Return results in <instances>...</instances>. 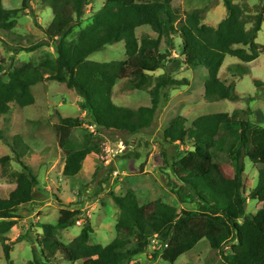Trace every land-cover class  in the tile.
Wrapping results in <instances>:
<instances>
[{"label": "trees", "instance_id": "obj_1", "mask_svg": "<svg viewBox=\"0 0 264 264\" xmlns=\"http://www.w3.org/2000/svg\"><path fill=\"white\" fill-rule=\"evenodd\" d=\"M91 0H54V18L45 31L53 44L57 58H47L38 65L22 63L4 79V65L0 62V117L11 112V104L20 107L35 103L32 87L52 80L63 83L82 99L80 108L85 117H62L55 125L59 147L65 155L63 175L75 178L83 169L90 154H101L105 132L136 135L151 128L157 118L168 90L190 84L178 79L177 74L186 67H205L209 78L205 83V96L211 100L238 101L235 82L227 84L219 77L228 56L250 65L259 58L260 45L256 42L264 25V15L252 19L234 0H224L228 17L218 27L203 24L209 6L193 10L183 18L175 0H106L93 15L91 23L80 32L77 42L67 38L82 21ZM32 0H23L22 8L7 10L0 0V30H15L19 14L31 9ZM251 24V28L247 26ZM148 26L157 35L138 38L137 30ZM180 39V54L174 56L176 39ZM41 42L28 49L34 51L51 43ZM125 42L126 61L100 63L89 57L107 45ZM163 43L166 44L163 49ZM17 53V52H16ZM241 67L236 73L243 79L251 69ZM159 70L164 73L155 76ZM50 72L51 74H48ZM129 79L135 90L148 91L151 104L133 110L118 106L113 101L118 81ZM257 87L263 83L255 81ZM249 100H254L250 97ZM256 115V121L250 117ZM88 124V132L80 140L74 131ZM184 117L175 118L165 131L171 144L191 145L193 150L180 157L175 174L182 182L175 190L182 204L188 201L197 209H182L157 200L139 206L134 191L124 197L114 196L121 210L117 224V238L107 246L91 245L93 227L86 222L81 234L72 243L58 239L60 231L77 224L80 211L63 208L56 225L43 226L44 248L34 249V258L28 264H53L60 256L75 264H129L139 255L142 247L158 235L162 259L174 264L181 256L192 251L201 241L207 240L214 251H224L226 264H264V211L256 215L247 213L245 159L258 167V183L250 194L251 199L264 204V114L251 108L238 109L232 114L216 113L198 117L188 129ZM226 133L221 145L216 138ZM0 129V141L3 140ZM179 146V145H177ZM4 157L1 162L10 161ZM23 171L16 175L17 187L9 197L0 199V240L5 256L10 261V245L5 235L17 224L16 212L34 201L37 176L22 164ZM216 166L229 167L233 175L215 173ZM208 197V198H207ZM24 240L23 236L17 242ZM225 253V252H224ZM12 264V263H10Z\"/></svg>", "mask_w": 264, "mask_h": 264}, {"label": "rangeland", "instance_id": "obj_2", "mask_svg": "<svg viewBox=\"0 0 264 264\" xmlns=\"http://www.w3.org/2000/svg\"><path fill=\"white\" fill-rule=\"evenodd\" d=\"M54 0H32L31 9L19 14L14 31L7 33L0 30V62L4 65V79L22 63L38 65L47 58L56 59L57 53L46 35L54 18ZM106 0H91L82 21L73 30L68 42H77L84 30ZM151 2L152 0H139ZM23 0H3L7 10L22 8ZM252 19L256 14L264 15V0H234ZM175 7H180L183 18L196 9L209 6L203 24L211 27L218 25L228 17L224 0H175ZM251 24L247 28H251ZM144 35L157 37L148 26L137 30L138 38ZM176 39L177 48L174 56L180 54V39ZM51 43L34 51L28 49L41 42ZM256 42L260 45L259 58L250 65L228 56L221 68L219 77L228 85L235 82L238 101L211 100L205 96V83L209 78L205 67L187 69L184 67L176 75L178 79H188L190 84L176 90H168L167 97L158 111L153 126L136 135L115 131L104 133L101 154H90L83 164V169L75 178L63 175L65 155L59 147L55 125L62 117H85L81 110V97L65 84L46 80L32 87L35 103L20 107L11 104V112L0 117V129L4 138L0 141V199H6L16 189V175L23 171L22 164L28 166L38 178L34 190V201L20 208L12 220L16 225L5 235L10 245V261L6 259L4 243L0 240V264H28L34 258V249L38 252L44 248L43 226L56 225L63 208L80 211L77 224L65 231H60L58 239L70 244L81 234L86 222L93 227L91 245L107 246L117 236V224L121 219V210L113 197H124L130 190L134 191L139 206H147L157 200L182 209L194 210L197 205L191 201L182 204L175 192L182 182L175 174V165L180 157L193 150L192 146L171 144L165 138V131L177 117L187 120L190 129L193 122L201 116L216 113L232 114L238 109L251 108L264 114V25L258 33ZM166 44L163 43V49ZM17 52V53H16ZM125 42L107 45L103 50L89 57L91 62L111 63L126 61ZM241 67L251 69L252 73L243 79L237 74ZM163 70L155 76L163 74ZM48 74H51L48 72ZM255 81L263 83L257 87ZM253 97L254 100H249ZM113 101L116 105L137 110L151 104L148 91L135 90L129 79L117 82ZM256 121V115L250 117ZM93 128L88 124L76 129L74 135L82 139ZM226 133H219L216 138L221 145ZM179 145V146H177ZM8 162H1L4 157ZM215 173L233 175L229 167L216 166ZM247 213L256 215L264 211V204L250 197L258 183V167L245 159ZM208 198V197H207ZM23 236L24 240L17 242ZM231 244L224 251H214L207 240L201 241L192 251L181 256L174 264H226L224 256L230 251ZM142 252L129 264H172L162 259L160 239L155 235L147 247L141 246ZM225 252V253H224ZM53 264H71L60 256ZM75 264H82L79 261Z\"/></svg>", "mask_w": 264, "mask_h": 264}, {"label": "crops", "instance_id": "obj_3", "mask_svg": "<svg viewBox=\"0 0 264 264\" xmlns=\"http://www.w3.org/2000/svg\"><path fill=\"white\" fill-rule=\"evenodd\" d=\"M252 64V63H251ZM251 73H252V70H251Z\"/></svg>", "mask_w": 264, "mask_h": 264}]
</instances>
